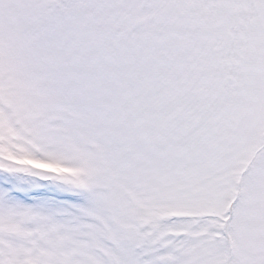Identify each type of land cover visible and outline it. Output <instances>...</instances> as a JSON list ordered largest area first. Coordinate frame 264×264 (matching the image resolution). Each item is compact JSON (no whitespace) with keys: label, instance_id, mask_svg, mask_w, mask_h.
Returning a JSON list of instances; mask_svg holds the SVG:
<instances>
[{"label":"snow or ice","instance_id":"snow-or-ice-1","mask_svg":"<svg viewBox=\"0 0 264 264\" xmlns=\"http://www.w3.org/2000/svg\"><path fill=\"white\" fill-rule=\"evenodd\" d=\"M0 174V264H264V0H0Z\"/></svg>","mask_w":264,"mask_h":264},{"label":"rangeland","instance_id":"rangeland-1","mask_svg":"<svg viewBox=\"0 0 264 264\" xmlns=\"http://www.w3.org/2000/svg\"><path fill=\"white\" fill-rule=\"evenodd\" d=\"M43 167H53L52 165H41ZM58 171L69 172L71 169H54ZM12 181V178L7 177L6 175L0 174V187L7 186ZM24 202L26 203H36L37 200L49 199L51 198L53 203L56 206L68 207L71 210L72 204H83L85 203V198L83 196L62 192L57 190L52 185H45L41 188L29 189L27 193L24 194Z\"/></svg>","mask_w":264,"mask_h":264}]
</instances>
